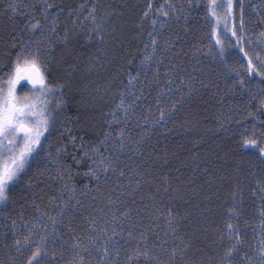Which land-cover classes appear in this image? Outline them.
Instances as JSON below:
<instances>
[{
	"label": "trees",
	"instance_id": "16d2710c",
	"mask_svg": "<svg viewBox=\"0 0 264 264\" xmlns=\"http://www.w3.org/2000/svg\"><path fill=\"white\" fill-rule=\"evenodd\" d=\"M211 2L0 0L3 71L39 21L49 82L64 85L52 98L54 109L57 100L62 107L50 146L0 203V264H28L37 244L45 247L41 264H72L75 241L93 234V222L98 229L108 221L110 235L113 215L117 264H261L264 69L249 71L245 35L252 29L261 41L264 3L233 0L228 26L241 42L222 22L221 52ZM229 223L240 237L230 260ZM29 230L31 246L24 244ZM81 255L85 264L99 260L94 251Z\"/></svg>",
	"mask_w": 264,
	"mask_h": 264
},
{
	"label": "snow or ice",
	"instance_id": "6c2138e0",
	"mask_svg": "<svg viewBox=\"0 0 264 264\" xmlns=\"http://www.w3.org/2000/svg\"><path fill=\"white\" fill-rule=\"evenodd\" d=\"M10 7L13 11L16 10L15 5H10ZM218 9L224 10L222 15L218 13ZM44 11L47 13V9H44ZM208 11L211 18L215 21L211 35L215 39L216 45L221 47V52H223V42L220 39L218 27L222 22L225 33L231 32L233 37H237V44H239L241 37L237 36L235 26L232 28L228 26V20L233 16V0H220V2L212 0L208 6ZM164 15H167V13ZM54 28L55 25H53V31ZM29 30L32 32L33 38L20 43L19 50L15 53V58L11 59L6 65L8 70L3 71V68L0 67V203L7 201V194L11 187L16 184L22 174H26L32 160L39 155L41 150L50 146L46 145L45 141L51 135L59 110L62 107L59 100H57L56 108L52 107V98L57 95V92H62L64 85H53L49 82L48 56L46 50L42 47L45 40L42 33V25L37 21L30 25ZM239 30L243 34L242 14ZM260 38L261 43L264 44V33L260 34ZM150 39L152 48L155 50L158 43L157 39L151 34ZM13 47H16V45L14 44ZM241 51H243V48H241ZM152 59L153 54L146 55L141 63L142 65L150 63ZM248 68L249 71L253 69L251 60L248 61ZM133 79H129V85H132ZM240 83L243 84V81ZM25 84L30 85L29 90L23 96L18 95L19 87ZM261 103H264V101H261ZM121 106H123V101H121ZM164 119L165 113L161 111L160 121H164ZM244 144L246 146H258L255 139H245ZM59 153L60 150L58 149L57 158L51 160L52 164L58 163ZM48 155L51 157L50 152ZM260 156L264 158V148H260ZM98 163L103 166V171L107 175L109 166L105 165L104 159L101 158ZM89 172L96 180H99V176L95 172L91 169H89ZM120 175L123 176L124 173L121 172ZM72 191L74 192L75 189L73 188ZM109 203L111 204L112 201L110 200ZM116 219L114 215L111 218V223L114 226L110 235H108V221L104 222V227L98 229L93 227L95 222L89 225L93 230V234L86 236L83 240L77 239L72 245L77 257L72 264H85L81 252L91 254L93 251L99 257L97 264H117V257H119L120 253L117 250L113 255L112 251L114 248H118L115 240V237L119 234L116 231V227H118L115 224ZM52 223L55 225L56 220L53 219ZM227 228L229 230L228 239L235 241L231 247L225 250V258L230 260L237 245L240 243V237L234 225L229 223ZM31 236L32 231L29 230L28 236L24 237L25 245L31 246ZM41 239L46 242L47 237H42ZM101 241L103 242L102 247L100 246ZM14 243L17 246V250H19L22 246L21 241L16 239ZM141 254L147 255V252L134 253L136 256ZM44 255L45 247L37 244L28 257V264H41ZM259 256L261 264H264V242H262ZM129 259H132V257L130 256Z\"/></svg>",
	"mask_w": 264,
	"mask_h": 264
},
{
	"label": "rangeland",
	"instance_id": "374dc122",
	"mask_svg": "<svg viewBox=\"0 0 264 264\" xmlns=\"http://www.w3.org/2000/svg\"><path fill=\"white\" fill-rule=\"evenodd\" d=\"M258 3H264V0H256ZM150 12H148L149 14ZM252 29H248L245 35V48L248 56L251 58L253 65L258 69H264V44L259 41L257 36H254L252 33ZM83 72L87 75L91 74L90 68L83 69ZM79 73V72H78ZM28 87L26 90L23 91L22 87L18 89V95L23 96L29 89ZM25 92V93H24ZM107 90L101 91V95L103 96L106 94Z\"/></svg>",
	"mask_w": 264,
	"mask_h": 264
}]
</instances>
